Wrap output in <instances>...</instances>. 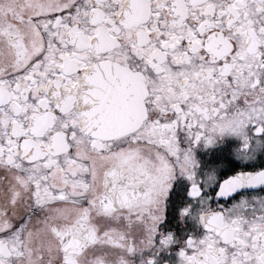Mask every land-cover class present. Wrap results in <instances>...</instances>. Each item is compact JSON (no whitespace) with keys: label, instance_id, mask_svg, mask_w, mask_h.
Listing matches in <instances>:
<instances>
[{"label":"snow or ice","instance_id":"6c2138e0","mask_svg":"<svg viewBox=\"0 0 264 264\" xmlns=\"http://www.w3.org/2000/svg\"><path fill=\"white\" fill-rule=\"evenodd\" d=\"M174 203L264 264V0H0V264H159Z\"/></svg>","mask_w":264,"mask_h":264},{"label":"flooded vegetation","instance_id":"af4514ba","mask_svg":"<svg viewBox=\"0 0 264 264\" xmlns=\"http://www.w3.org/2000/svg\"><path fill=\"white\" fill-rule=\"evenodd\" d=\"M195 151L201 157L205 155V150L200 147H197ZM179 207L180 205L175 203L171 207H166L165 218L160 224L161 230L173 232L175 240L167 248L161 249L158 258L159 264L165 260L172 264L177 258L176 250L182 245L185 236L190 232L195 233L199 230L195 220L187 216L181 219Z\"/></svg>","mask_w":264,"mask_h":264}]
</instances>
